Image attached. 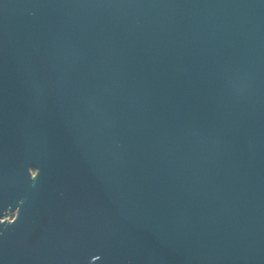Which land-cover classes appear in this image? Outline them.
I'll return each instance as SVG.
<instances>
[{
	"label": "water",
	"instance_id": "1",
	"mask_svg": "<svg viewBox=\"0 0 264 264\" xmlns=\"http://www.w3.org/2000/svg\"><path fill=\"white\" fill-rule=\"evenodd\" d=\"M0 264H264V0H0Z\"/></svg>",
	"mask_w": 264,
	"mask_h": 264
},
{
	"label": "rangeland",
	"instance_id": "2",
	"mask_svg": "<svg viewBox=\"0 0 264 264\" xmlns=\"http://www.w3.org/2000/svg\"><path fill=\"white\" fill-rule=\"evenodd\" d=\"M9 216H11V215H9ZM9 216H8V218H9ZM8 218H7V219H8Z\"/></svg>",
	"mask_w": 264,
	"mask_h": 264
},
{
	"label": "flooded vegetation",
	"instance_id": "3",
	"mask_svg": "<svg viewBox=\"0 0 264 264\" xmlns=\"http://www.w3.org/2000/svg\"><path fill=\"white\" fill-rule=\"evenodd\" d=\"M16 214H14V216H15Z\"/></svg>",
	"mask_w": 264,
	"mask_h": 264
}]
</instances>
